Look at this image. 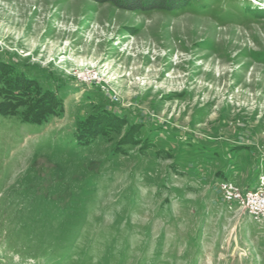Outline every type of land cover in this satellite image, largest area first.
I'll return each instance as SVG.
<instances>
[{
  "label": "rangeland",
  "instance_id": "374dc122",
  "mask_svg": "<svg viewBox=\"0 0 264 264\" xmlns=\"http://www.w3.org/2000/svg\"><path fill=\"white\" fill-rule=\"evenodd\" d=\"M9 73L61 107L0 114V264H264V222L220 190L264 177V0H0Z\"/></svg>",
  "mask_w": 264,
  "mask_h": 264
},
{
  "label": "trees",
  "instance_id": "16d2710c",
  "mask_svg": "<svg viewBox=\"0 0 264 264\" xmlns=\"http://www.w3.org/2000/svg\"><path fill=\"white\" fill-rule=\"evenodd\" d=\"M99 3H110L120 9L127 11H166L176 12L186 8L192 0H92ZM3 73V72H1ZM7 73V72H6ZM25 107L23 112L24 119L28 122L41 123L52 115L58 114V100L55 94L51 91L42 92L41 88L34 80H21L16 74L9 73L5 80L0 77V114H16ZM102 133L107 134V131L113 130L107 128L105 122H122L117 114L110 113L107 109L99 116H90L87 120L80 123L79 138L85 139L92 137L90 127L92 124L98 125ZM105 128H104V127ZM134 127V126H133ZM131 132V129L129 130ZM131 135L127 133V135ZM132 136V135H131ZM128 137V136H127ZM133 139V137H130ZM136 139V138H134ZM135 141V140H134Z\"/></svg>",
  "mask_w": 264,
  "mask_h": 264
},
{
  "label": "built area",
  "instance_id": "2783aa9c",
  "mask_svg": "<svg viewBox=\"0 0 264 264\" xmlns=\"http://www.w3.org/2000/svg\"><path fill=\"white\" fill-rule=\"evenodd\" d=\"M220 190L225 203L239 206L256 222H264V177L259 180L255 190L242 188L228 180L220 184Z\"/></svg>",
  "mask_w": 264,
  "mask_h": 264
},
{
  "label": "crops",
  "instance_id": "0c3cea01",
  "mask_svg": "<svg viewBox=\"0 0 264 264\" xmlns=\"http://www.w3.org/2000/svg\"><path fill=\"white\" fill-rule=\"evenodd\" d=\"M250 184H251V183H250ZM252 184H253V183H252ZM252 184H251V185H252Z\"/></svg>",
  "mask_w": 264,
  "mask_h": 264
}]
</instances>
